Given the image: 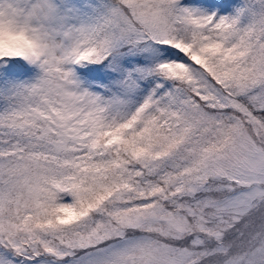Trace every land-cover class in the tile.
<instances>
[{
  "label": "snow or ice",
  "instance_id": "6c2138e0",
  "mask_svg": "<svg viewBox=\"0 0 264 264\" xmlns=\"http://www.w3.org/2000/svg\"><path fill=\"white\" fill-rule=\"evenodd\" d=\"M0 264H264V0H0Z\"/></svg>",
  "mask_w": 264,
  "mask_h": 264
}]
</instances>
